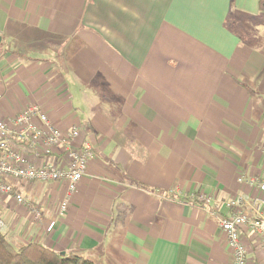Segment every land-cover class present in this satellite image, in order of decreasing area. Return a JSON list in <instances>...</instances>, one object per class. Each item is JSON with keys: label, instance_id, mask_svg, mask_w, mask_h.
Instances as JSON below:
<instances>
[{"label": "crops", "instance_id": "0c3cea01", "mask_svg": "<svg viewBox=\"0 0 264 264\" xmlns=\"http://www.w3.org/2000/svg\"><path fill=\"white\" fill-rule=\"evenodd\" d=\"M3 42L0 118L36 103L95 152L64 213L62 184L13 181L41 216L3 197L9 242L94 264H230L218 217L230 200L249 214L264 177V0H0ZM240 237L264 264L258 236Z\"/></svg>", "mask_w": 264, "mask_h": 264}, {"label": "built area", "instance_id": "2783aa9c", "mask_svg": "<svg viewBox=\"0 0 264 264\" xmlns=\"http://www.w3.org/2000/svg\"><path fill=\"white\" fill-rule=\"evenodd\" d=\"M80 132L79 126L57 128L36 103L26 105L6 119L0 118V201L10 196L16 203L26 204L38 218L41 209L28 202L13 181L56 182L65 187L59 203V211L64 213L95 153L89 141L75 143ZM262 154L264 156V149ZM249 185L256 191L247 201L251 212L247 214L238 209L239 200H230L227 203L230 214L218 217V226L224 232L230 251V264H247V250L240 237L242 227L258 236L264 254V177L251 178ZM198 199L210 202L208 196L201 195ZM2 228L0 222V230Z\"/></svg>", "mask_w": 264, "mask_h": 264}, {"label": "trees", "instance_id": "16d2710c", "mask_svg": "<svg viewBox=\"0 0 264 264\" xmlns=\"http://www.w3.org/2000/svg\"><path fill=\"white\" fill-rule=\"evenodd\" d=\"M0 264H94V262L77 255H63L39 243L12 244L0 230Z\"/></svg>", "mask_w": 264, "mask_h": 264}, {"label": "rangeland", "instance_id": "374dc122", "mask_svg": "<svg viewBox=\"0 0 264 264\" xmlns=\"http://www.w3.org/2000/svg\"><path fill=\"white\" fill-rule=\"evenodd\" d=\"M3 45H4V42L3 43H0V50L3 49ZM72 87V85H71ZM74 87V92L75 93H78V94H81V96L83 97V93L85 92L84 89H83V83H80V82H76L75 85H73ZM40 211V210H39Z\"/></svg>", "mask_w": 264, "mask_h": 264}]
</instances>
